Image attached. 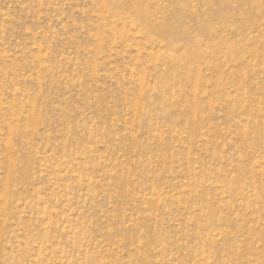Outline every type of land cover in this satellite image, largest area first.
Instances as JSON below:
<instances>
[{
  "label": "rangeland",
  "instance_id": "1",
  "mask_svg": "<svg viewBox=\"0 0 264 264\" xmlns=\"http://www.w3.org/2000/svg\"><path fill=\"white\" fill-rule=\"evenodd\" d=\"M0 264H264V0H0Z\"/></svg>",
  "mask_w": 264,
  "mask_h": 264
},
{
  "label": "bare ground",
  "instance_id": "2",
  "mask_svg": "<svg viewBox=\"0 0 264 264\" xmlns=\"http://www.w3.org/2000/svg\"><path fill=\"white\" fill-rule=\"evenodd\" d=\"M255 7V6H254ZM255 8H257V7H255ZM255 8H253V9H255ZM259 11V10H258ZM259 12H261V11H259ZM161 33H162V31H161Z\"/></svg>",
  "mask_w": 264,
  "mask_h": 264
}]
</instances>
